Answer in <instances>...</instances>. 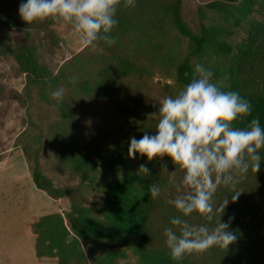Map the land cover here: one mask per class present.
Returning a JSON list of instances; mask_svg holds the SVG:
<instances>
[{"label": "rangeland", "instance_id": "rangeland-1", "mask_svg": "<svg viewBox=\"0 0 264 264\" xmlns=\"http://www.w3.org/2000/svg\"><path fill=\"white\" fill-rule=\"evenodd\" d=\"M216 1L224 2L222 8H209ZM253 1L252 10L244 13V0H182L181 20L193 34L203 24L213 39L237 47L248 40L253 25H264V0ZM22 2L26 0H0V19L20 25L12 32L27 51V69H20L6 41L0 39V264H58L44 250L43 258L34 254L37 234L33 232L40 218L58 215L59 228L68 214L88 223L103 222L109 206L106 185L120 181L127 172L138 175L142 156L128 157L129 138L140 139L145 131L154 135L157 120L149 114L158 112L160 99L175 96L183 87L176 80L177 65L185 58L192 70L202 63L221 86L228 83L227 69L236 65L234 53L222 55L210 43L195 52L196 44L171 25L154 0H136L134 8L119 7V23L111 33L116 44H102L103 53L85 49L70 26L51 20L27 25L18 14ZM259 41L264 42V36ZM240 71L239 77L248 81L255 70ZM59 87L66 90L62 102L51 97ZM37 148L39 169L58 191L57 199L32 183ZM120 152L124 164L108 168L105 161ZM79 159L80 166L74 162ZM151 162L161 179L157 184L161 195L148 216L145 243L148 249L169 253L164 229L172 227L167 217L175 208L168 201L176 192L168 172L175 165L168 157ZM165 164L168 172L162 169ZM182 176L177 167V182ZM67 239L78 255L70 264H102L112 251L124 256L108 264H136L141 249L135 242L73 239L70 234ZM185 259L188 264L200 262L196 253Z\"/></svg>", "mask_w": 264, "mask_h": 264}, {"label": "clouds", "instance_id": "clouds-1", "mask_svg": "<svg viewBox=\"0 0 264 264\" xmlns=\"http://www.w3.org/2000/svg\"><path fill=\"white\" fill-rule=\"evenodd\" d=\"M136 7V0H26L18 8V14L27 25L51 20L60 26H70L80 44L93 52L103 53L107 45L116 44L112 30L118 25L116 19L120 6ZM213 71L202 63H196L190 80L175 96L158 101V112L150 113L156 118L155 134L147 131L140 139L130 137L128 157L135 159L139 153L149 162L171 159L175 170L169 173V183L176 195L168 203L180 215L170 221L172 227L164 229L166 246L173 261H181L186 255L204 254L212 247L228 250L237 241V234L229 231L234 217L221 222V215L229 204L228 196L216 204L215 194L223 185L233 191L235 202L242 191L236 186L251 169L257 173L261 168L260 150L264 149V127L260 118H252L246 127H235L234 122L252 114L251 103L235 91H225L214 81ZM77 77L71 78L75 84ZM51 87V85H50ZM65 88L51 92L52 99L62 102ZM177 167L183 172L177 182ZM151 174L146 164L138 168V175ZM150 197L161 195V188L152 183L148 187ZM200 215L206 224L189 223L185 217ZM219 213V220L210 226Z\"/></svg>", "mask_w": 264, "mask_h": 264}, {"label": "trees", "instance_id": "trees-1", "mask_svg": "<svg viewBox=\"0 0 264 264\" xmlns=\"http://www.w3.org/2000/svg\"><path fill=\"white\" fill-rule=\"evenodd\" d=\"M233 0H227L231 2ZM158 9L168 18L171 25L183 36L188 37L196 44L195 52H200L203 46L210 43L216 52L222 55L234 53V64L227 69L228 83L221 86L225 91H235L241 97L247 99L252 105V114L244 120L234 122L235 127H246L252 118L259 117L261 126L264 127V45L259 49V45L264 43L258 41L260 36H264V25L257 23L253 25L248 36V40L237 47H232L226 43L212 38L210 30L200 24L198 33L193 34L188 30L181 20L182 0H154ZM224 2H211L209 8L220 9ZM255 5L253 0H244L243 12L248 13ZM264 9V6H261ZM20 25L7 19H0V39L6 41L12 53L16 56V62L20 69H27V51L21 42L13 35L12 29ZM235 67V70H233ZM253 68L255 71L248 81H243L239 77L240 70ZM191 73L192 68L188 58H185L177 65L176 80L184 86L190 80L185 77V73ZM248 84V85H247ZM86 94V93H82ZM27 152V147H25ZM35 149L33 165L31 167V180L33 185L46 193L49 197L57 199L58 191L53 188L39 169L37 163V153ZM264 157V151L260 150ZM123 152L105 161L110 169H116L124 164L126 159ZM80 166L82 160L75 161ZM141 164H146L151 174L147 177L136 175L132 172L123 174L120 181L109 183L105 189L109 199V206L104 210V220L101 223H88L80 220L74 215L68 214L66 223L58 227L56 214L46 215L36 223L35 252L39 257H43V252L55 256L58 264H70L78 255L75 253L74 245L67 239L68 235L76 238H90L121 242L127 245L128 242L138 244L136 264H188L185 257L181 261H173L169 253L156 249L146 248L145 236L148 216L154 208V199L150 197L148 187L150 184L161 182L156 175L152 162L147 157H142ZM159 179V180H158ZM236 191H242L239 198L232 202L233 191L229 187L221 185L216 194L215 201L219 205L227 196L229 204L225 212L221 215V222H227L229 217H234L229 231L237 234V241L230 245L228 250L219 247H212L204 254H198V264H264V159L261 161L260 170L255 173L251 169L246 177L236 186ZM180 213L176 209L167 217V221ZM219 213L211 222L214 226L219 220ZM189 223L200 225L208 223L197 213L185 217ZM54 224H56L54 226ZM171 224V223H170ZM46 245V246H45ZM42 246V247H41ZM116 256H124L121 251L108 253L102 264H108Z\"/></svg>", "mask_w": 264, "mask_h": 264}, {"label": "crops", "instance_id": "crops-1", "mask_svg": "<svg viewBox=\"0 0 264 264\" xmlns=\"http://www.w3.org/2000/svg\"><path fill=\"white\" fill-rule=\"evenodd\" d=\"M33 244H34V254H35V256H37L36 252H35V243H33ZM37 257H39V256H37ZM39 258H43V257H39Z\"/></svg>", "mask_w": 264, "mask_h": 264}]
</instances>
